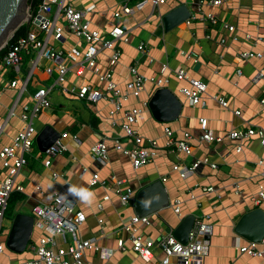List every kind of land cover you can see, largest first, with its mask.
<instances>
[{"label": "crops", "instance_id": "0c3cea01", "mask_svg": "<svg viewBox=\"0 0 264 264\" xmlns=\"http://www.w3.org/2000/svg\"><path fill=\"white\" fill-rule=\"evenodd\" d=\"M137 1L130 0V5H135ZM67 2L79 8L89 3L88 0ZM123 2L124 0H97L95 11L87 16L92 27L107 33V36L109 30L116 25L127 31L129 40L118 39L116 42L122 50V55L119 62L111 68L114 80L125 90L131 79L130 65L137 61L139 71L146 76L163 75L169 78L166 86L183 102L180 116L171 121L172 123L158 121L149 108L139 117L136 128L143 136L158 139L161 146L165 142L166 126H169L176 136L190 131L193 135V152L190 155L184 152H162L154 162L135 167L130 157L113 146V137L121 134L122 130L120 124L114 126L111 123V103L104 100L91 103L61 93L67 101L64 102L60 97H53L54 94L59 95V90L52 92L51 100L55 111L45 109L41 112L37 117V127L41 130L50 125L60 133L67 131L69 135L65 140L69 150L58 154L50 166H45L37 155L40 150L35 143L33 151L28 154L27 166L18 175L17 180L24 186L21 193L25 195V198L18 202L30 203L33 211L31 215L35 218L30 241L38 242L47 235L34 214V206L49 202L53 192L71 183L94 193L93 201L88 204L71 194L78 208L86 214V220L80 228L82 237L96 238L101 248L88 250L85 264H162L164 253L159 248L155 250V257L150 262H145L132 249L129 234L119 227L122 221L136 213L134 201L124 206L112 185L93 186L92 175L97 172L102 178L110 179L114 175L125 178L136 191L149 182L161 179L172 202L176 198L183 200L182 217L175 214L170 205L150 214L151 223L141 227L146 235L158 238L175 229L189 214L195 215L196 218L209 214L213 231L209 236L211 245L205 264H264V256H250L240 252V246L249 240L235 232V225L247 208L264 209V201L259 206H254L252 201V198L258 195L259 186L264 184L261 168L256 163L259 157H264V147L257 137L239 141L226 138L214 143L203 142L199 138L202 133L200 117L208 118L209 127L221 135L235 128L264 127V106L261 103L264 97V79L258 77L260 71L264 73V58L246 60L239 56V52L246 50L264 51V0H228L220 6L202 3L200 0H171L157 7L148 2L128 16L115 17V12ZM183 3L187 4L192 12L190 19L167 31L164 28L163 15ZM202 12L215 14L219 18L218 24L202 19ZM60 23L65 24V20L60 19ZM225 23L233 25L235 30L224 27ZM65 33L66 41L59 44L64 47L74 44L76 39L68 30ZM142 42L147 45V54L138 50V45ZM110 54V50H105L99 55L102 71L110 68ZM42 64L45 66L50 64V61L43 60ZM164 66L166 69L162 73ZM178 68H185L192 77L208 84L204 95L206 106L190 104L180 92V88L187 83L178 80L173 74ZM11 78L10 69L0 68V125L3 127L0 147L11 143L14 135L24 127L20 114L22 105H32L31 94L53 81V76H49L43 67L37 68L29 83L28 92L23 94L15 113L10 115L18 93L17 89L8 85ZM75 82H90L99 89L105 87V82H100L91 70H86L82 75H78L75 68L70 70L67 83ZM155 90V85L147 82L140 96L129 93L124 102V110L142 106L145 100H150ZM215 95L223 96L228 101V106H222ZM76 100L82 101L86 108L70 102ZM235 110H240L241 114L236 115ZM93 113L98 120L97 127L91 123ZM121 114L117 116L118 121H122ZM147 120L152 121V125L144 129ZM74 134L79 136L80 142L73 138ZM102 139L107 140L110 145L109 159L105 163L90 153L91 146ZM125 144L129 146L131 143L125 141ZM239 144L243 148L237 152L236 147ZM204 156H209L216 162L217 168L201 164L187 178H182L172 168L174 163L190 165L196 158ZM208 185L215 186L216 191L204 192L202 187ZM235 185L239 186L238 190ZM38 186H41L42 190H39ZM106 194L110 195V199L104 201ZM99 203L103 204L101 210L98 208ZM100 218L104 221L103 226L99 222ZM3 220L0 243L6 245L11 226L4 228ZM35 229L37 236L34 235ZM118 238L125 240L124 250L118 248ZM68 239H71L70 235ZM58 242L63 244L61 236L58 237ZM259 246L264 247V244ZM8 249L6 245L4 251L0 252V264H22L26 259L34 257L29 245L23 253ZM102 249L111 250L113 254L106 257ZM170 264L183 263L173 258Z\"/></svg>", "mask_w": 264, "mask_h": 264}, {"label": "built area", "instance_id": "2783aa9c", "mask_svg": "<svg viewBox=\"0 0 264 264\" xmlns=\"http://www.w3.org/2000/svg\"><path fill=\"white\" fill-rule=\"evenodd\" d=\"M88 1L89 3L86 6L79 8L73 3L67 2V0H42L37 6V11L32 10V5L29 4V13L32 16L30 24H34L37 29L28 30L25 34L19 35L13 41H10L13 35L4 46L6 48L5 52L0 56V68L8 67L11 74H13L8 85L17 89L18 92L10 109V115L15 113L23 94L28 92L29 83L37 68L43 67L49 76H53V81L49 85L40 87L31 94L32 105H22L20 114L24 121V127L14 135L11 143L0 147V233L2 220L6 215L11 195L14 192L24 191L23 184L17 178L22 169L27 166L28 154L33 151L37 135L40 132L35 120L41 112L52 107L51 93L56 90L86 102L95 103L104 100L111 103L113 105L109 110L111 123L114 126L120 124L122 130L121 134H116L113 137V146L116 150L130 157L135 167L154 162L162 152H184L189 155L193 152L191 144L193 135L190 131H184L182 136H176L174 131L166 126V138L163 146L160 145L158 139L145 137L138 131L136 123L142 113L150 108V100H145L142 106L124 110V102L128 98V94L140 96L147 82L153 83L156 89L167 87L169 78L163 75L146 76L139 71L138 62L136 61L130 65L131 79L127 83L126 89L120 88L113 78L111 68L119 62L122 55V50L116 42L118 39L128 41L127 31L116 25L109 30V36H107V33L93 28L87 16L90 12L95 11L97 0ZM169 1L171 0H138L135 5H130V0H124L115 12V17L128 16L148 2L157 7ZM200 1L220 6L228 0ZM201 18L209 20L213 24L219 22V18L213 13L202 12ZM60 19L65 20V24H61ZM223 26L231 31L235 30L233 25L225 23ZM66 30L76 39V42L64 47L59 43L66 41ZM248 36L250 35L248 34ZM105 50L111 51L110 68L102 71L99 65V55ZM138 50L143 54L148 53L147 45L143 42L138 45ZM239 56L246 60L255 57L264 58V51L246 50L239 52ZM43 60L50 61V64L43 66ZM29 64H31V68L27 72L24 65L28 66ZM74 68L78 75H82L86 70H91L97 75L100 82H105V87L99 89L90 82L68 84V73ZM165 69L164 66L162 73ZM241 72V69H239V73ZM173 74L178 80L187 83L180 88V92L189 100L190 104L206 106L204 97L208 90L206 82L192 77L185 68H178ZM258 77L264 79V73L260 71ZM215 98L222 106H228V101L223 96L215 95ZM261 103L264 106V97L261 99ZM120 113H122V121L117 119ZM235 114L240 115L241 111L235 110ZM199 122L202 130L199 138L203 142H221L226 138L239 141L257 137L264 147V127L262 126L235 128L227 134L221 135L216 134L209 127L208 118L200 117ZM2 129L3 127L0 125V134L3 131ZM68 135L67 131L61 132L60 137L46 151H39L37 155L43 160L45 166H50L54 157L69 150L65 140ZM73 138L80 142L77 134H74ZM125 141L131 144L128 146ZM242 148V145L239 144L236 151L240 152ZM109 151L110 145L105 139L98 141L90 148L92 156L103 163L108 161ZM256 163L261 168V174L264 177V157H259ZM201 164L217 168V163L211 160L209 156L198 157L190 165L174 163L172 168L182 178H187ZM91 184L105 187L112 185L116 188V192L124 206L135 201L137 191L128 184L125 178L116 175L110 179L102 178L99 173L95 172L92 175ZM73 185L67 183L62 189L50 195L49 202L34 206V214L42 228L46 230L47 235L38 242L30 241L28 245L34 253V257L26 259L22 264H85L88 250L101 249L96 238H84L80 233L81 225L86 220V214L78 208L77 202L68 191L69 187ZM238 187V185H235L237 190ZM38 189L42 190V187L38 186ZM202 190L210 193L215 192L216 188L208 185L203 186ZM109 199V194L104 195V201ZM252 201L254 206H259L264 201V184L259 186L258 195L254 196ZM170 206L175 214L182 217L183 200L181 198L171 201ZM98 208L103 209V204L99 203ZM209 219V214H203L195 219L187 242L179 240L174 234V229L158 238L146 235L141 227L151 223L150 215L140 216L135 213L131 218L122 221L119 228L129 234L128 238L132 249L145 262L152 261L155 257V250L159 248L164 253L162 264H170L173 258L178 259L183 264H205V258L210 252L211 240L209 236L213 231ZM99 222L103 226V219L100 218ZM68 235H70V240ZM59 236L63 238V244H59ZM259 244H264V238L259 242L248 241L241 245L239 250L250 256H264V247H260ZM6 245L0 243V252L4 251ZM118 248L121 250L126 248L123 238H118ZM102 252L106 257H111L113 254V251L108 249H102ZM5 264L13 263L7 262Z\"/></svg>", "mask_w": 264, "mask_h": 264}, {"label": "water", "instance_id": "95a60500", "mask_svg": "<svg viewBox=\"0 0 264 264\" xmlns=\"http://www.w3.org/2000/svg\"><path fill=\"white\" fill-rule=\"evenodd\" d=\"M192 12L187 4H180L167 11L163 17L164 28L169 31L190 19ZM29 0H0V50L7 44L17 29L24 23L30 25ZM38 23V21H36ZM31 64L26 71L29 72ZM150 110L160 122H171L180 116L182 100L169 87L155 90L149 101ZM60 132L50 125L44 126L36 138L40 151H46L58 138ZM170 197L164 182L156 179L142 186L136 192L134 208L136 214L150 215L170 205ZM196 216H185L174 229V234L182 242H187ZM34 228V216L17 213L12 221L7 239V247L12 251L24 252L30 243ZM235 232L249 241L259 242L264 238V209L247 208L235 225Z\"/></svg>", "mask_w": 264, "mask_h": 264}, {"label": "rangeland", "instance_id": "374dc122", "mask_svg": "<svg viewBox=\"0 0 264 264\" xmlns=\"http://www.w3.org/2000/svg\"><path fill=\"white\" fill-rule=\"evenodd\" d=\"M32 26V28L34 29H37V27L34 25V24H32L31 25ZM27 68V66L26 65H24V69H26ZM6 69H10V68H8V67H6ZM58 91V90H57ZM56 92V91H55ZM60 93H57V94H59L58 96H56L55 94L53 95V97H60V98H62V100L64 101V102H67L66 100H64V98H63V94H61L62 92L61 91H59ZM80 100V99H79ZM55 102V101H54ZM70 102H72V104H81L82 105V107H85L86 108V106L85 105H83V103H82V101H78V100H76V101H70ZM69 102V103H70ZM51 111V112H54L55 111V106H54V104L52 105V107H50L49 109H47V111ZM14 122V121H13ZM170 123H172V122H170ZM35 124H36V126H38V121H37V119L35 120ZM152 125V121H150V120H147L146 122H145V127H144V129L147 127H150ZM35 149H36V147H35ZM35 153H36V151H35ZM34 153V154H35ZM8 211V210H7ZM21 212V213H26V214H33V211H32V208L30 207V203H28V202H18L17 204H16V207H15V210L13 211V213H8V212H6V215H5V218H4V220H3V226H4V228H9L10 226H11V224H12V221H13V218H14V216H15V214H16V212ZM34 235L35 236H37L38 234H37V229H35V231H34ZM8 250H10L11 251V249H8ZM14 252V251H13ZM25 252V251H24ZM15 253H17V252H15ZM21 253H23V252H21Z\"/></svg>", "mask_w": 264, "mask_h": 264}, {"label": "trees", "instance_id": "16d2710c", "mask_svg": "<svg viewBox=\"0 0 264 264\" xmlns=\"http://www.w3.org/2000/svg\"><path fill=\"white\" fill-rule=\"evenodd\" d=\"M42 0H29V4L32 5V10L37 11V6H39V4L41 3ZM32 24L27 25L26 23L22 24L17 31L15 32L14 36L12 37V39L10 41H13L16 37H18L19 35L25 34L28 30H35V28L33 29ZM6 48H2L0 50V56L5 52ZM13 75V74H12ZM97 118L95 117L94 113L93 115H91V123L94 127L98 126L97 123ZM25 198V195L21 192H14L10 199H9V204H8V208H7V212L8 213H13L15 205L18 201H21Z\"/></svg>", "mask_w": 264, "mask_h": 264}, {"label": "clouds", "instance_id": "9594fccd", "mask_svg": "<svg viewBox=\"0 0 264 264\" xmlns=\"http://www.w3.org/2000/svg\"><path fill=\"white\" fill-rule=\"evenodd\" d=\"M69 193L77 196L80 200L86 204L91 203L94 199V193L86 188L70 186Z\"/></svg>", "mask_w": 264, "mask_h": 264}]
</instances>
